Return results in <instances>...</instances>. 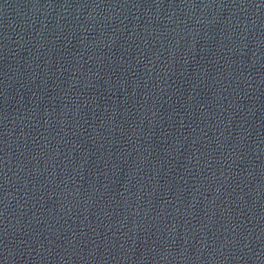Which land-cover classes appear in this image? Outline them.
<instances>
[{"label":"water","instance_id":"water-1","mask_svg":"<svg viewBox=\"0 0 264 264\" xmlns=\"http://www.w3.org/2000/svg\"><path fill=\"white\" fill-rule=\"evenodd\" d=\"M0 264H264V0H0Z\"/></svg>","mask_w":264,"mask_h":264}]
</instances>
